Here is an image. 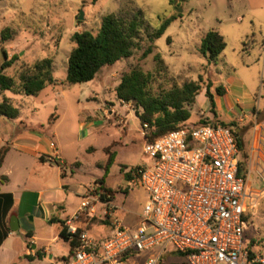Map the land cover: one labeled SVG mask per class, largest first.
Masks as SVG:
<instances>
[{"label":"rangeland","instance_id":"rangeland-1","mask_svg":"<svg viewBox=\"0 0 264 264\" xmlns=\"http://www.w3.org/2000/svg\"><path fill=\"white\" fill-rule=\"evenodd\" d=\"M0 1V46H3L0 63L6 60L4 53L8 58L19 57L6 73L17 77L21 64H33L44 58L53 60L55 83L41 91L38 96L9 91L4 95L19 109L23 115L22 120L27 124L41 126V129L43 127L42 130L50 138L55 131L58 133L68 161L78 160L83 164V172L69 177L72 190L68 200L69 215L77 212H74V205L81 202V196L75 192H83L84 196L94 190L100 195L106 194L101 190V179H94L103 175L98 164L106 163L107 153L103 149L113 142H116L112 146L117 156L116 162L110 168L108 180L113 191V201L129 216H139L145 208V190L141 187L133 188L124 179L119 181L117 178L120 165H126L131 170L141 163H151L150 158L143 154L146 139L142 135L145 130L140 120L135 116L132 105L125 102L121 104L115 94L121 76L134 67H140L154 75L152 86L155 92L175 85L182 86L191 81L201 82L202 91L191 108V117L186 124L193 125L200 120L236 123L235 130L239 129L242 133L246 149L244 153H240V160L243 169L248 167L247 149L264 121V0ZM130 8L143 12L151 31L161 27L166 20L174 18L165 33L155 41L153 53L142 58L143 52L150 45L146 33L142 31L138 40L139 46L131 57L104 66L90 82L69 84L66 75L68 59L74 47V33L91 31L96 34L105 15ZM81 11L83 20H79ZM5 28L11 30L10 37L2 41L1 31ZM210 30L217 31L226 41L225 50L213 62H209L199 51L201 40ZM157 53L165 64L160 73L156 70L158 65L154 60ZM232 79L235 80L232 82ZM208 83L211 84L214 98L217 87H230L231 93H236L235 99H242L245 92L250 94L257 101L256 107L260 111L255 109L247 112L239 104L233 105L229 102L222 110L217 111V118L214 117L205 95ZM225 102L226 99H223L222 104ZM119 103L131 116L114 114L112 118H108L107 112L104 113L103 110L114 106L119 109ZM253 105L245 104L246 107ZM91 146L96 150L89 151ZM246 177L254 202L246 216L245 246L264 258V181L257 172L250 178ZM107 195V198L110 197L109 193ZM111 218V214L105 215L103 209L99 212L97 208L94 215H85L83 220L90 229L92 225H106L105 222L109 219L113 221ZM47 229L48 227H39L37 233L45 236ZM97 232L98 229L93 227L89 233ZM52 246L59 254L67 255L70 250L69 244L62 240ZM160 252L161 248L158 247L142 256L146 259L148 255H158ZM172 259L180 260L177 256L170 258ZM44 263L49 262L46 260ZM136 263L144 262L140 260ZM16 264L26 262L18 259ZM34 264L40 263L35 261Z\"/></svg>","mask_w":264,"mask_h":264},{"label":"built area","instance_id":"built-area-1","mask_svg":"<svg viewBox=\"0 0 264 264\" xmlns=\"http://www.w3.org/2000/svg\"><path fill=\"white\" fill-rule=\"evenodd\" d=\"M240 153L234 130L212 124L182 126L146 142L143 154L151 163L129 170L130 186L149 195L143 222L133 228L114 219L111 235L102 242L82 231L69 264H136L119 259L129 251L140 258L158 247L161 252L148 255L143 264H159L167 252L184 255L188 264H264L245 246L246 216L254 198ZM101 196L96 190L84 196L66 221L68 234H76L75 223L94 215L98 205L112 215Z\"/></svg>","mask_w":264,"mask_h":264},{"label":"trees","instance_id":"trees-1","mask_svg":"<svg viewBox=\"0 0 264 264\" xmlns=\"http://www.w3.org/2000/svg\"><path fill=\"white\" fill-rule=\"evenodd\" d=\"M173 19L166 20L161 27L151 31L149 25L145 22L143 12L139 9L130 8L122 12L105 15L96 34L91 31L74 33L72 37L74 47L68 59L66 81L69 84L90 82L97 77L104 66L112 65L123 58L131 57L134 50L139 46L138 40L142 31L146 33L147 40L150 43L143 52L142 58L148 57L154 51L155 41L165 33ZM10 32L9 28L2 30L1 40L8 39ZM168 42H170L169 38ZM225 48L226 41L224 37L217 31L210 30L201 40L199 51L209 62H213ZM4 55L6 60L0 66L2 70L0 73V97H3L0 102V117L14 120L19 118L20 111L4 96L5 92L38 96L41 91L55 83L53 60L44 58L33 64H21L17 77H14L8 75L6 71L16 64L19 57L8 58L6 53ZM154 60L158 65L156 70L160 73V70L165 68L164 61L158 53L154 55ZM153 81L154 75L152 73L145 72L140 67H134L121 76L120 83L115 89V94L119 101L132 105L135 116L140 120L145 130L146 142H153L172 131L178 130L182 126H188L186 123L191 117V108L202 91L201 82L191 81L182 86L175 85L170 89L155 92L152 86ZM216 93L219 96H223L225 94L224 87H217ZM205 95L214 117L217 118L215 98L211 92L210 83L207 84ZM211 124L232 128L237 137L240 152L244 151L245 143L242 133L236 132L235 127L237 125L234 122L200 120L198 123L189 126ZM9 149V146L0 148V169ZM104 151L108 154V161L104 167V176L100 180V184L101 190L106 194H102L101 199L104 202H110L114 196L113 192L105 187V181L114 163L115 156L110 152V148H105ZM128 177H130L129 173ZM8 181V177L0 176V185ZM108 193L111 196L107 198ZM9 197L12 198L11 196ZM60 223L62 226L60 237L69 243L70 252L68 256L62 257L59 262L61 264H69L79 245L78 235L84 231V228L78 227L77 233L71 235L67 232L66 222L61 221ZM105 223L107 224L108 222ZM2 241L3 236L0 233V244ZM175 256L179 257L180 260H170L171 257ZM25 258L29 264H34L36 260L42 259V254L27 255ZM119 260L126 263H136L141 259L134 252L129 251L122 255ZM159 264L188 263L184 255L167 252L161 256Z\"/></svg>","mask_w":264,"mask_h":264},{"label":"crops","instance_id":"crops-1","mask_svg":"<svg viewBox=\"0 0 264 264\" xmlns=\"http://www.w3.org/2000/svg\"><path fill=\"white\" fill-rule=\"evenodd\" d=\"M1 54L3 55V46H0V57ZM2 64L3 61L0 63V66ZM1 72L2 70L0 69V73ZM234 80L235 79H232L231 81L233 82ZM224 90L225 94L223 96H215L217 111L222 110L229 102L233 105L239 104L244 108V111L247 112L255 109L256 111H260L256 107L257 101L255 99L253 100L250 94L245 92L241 96L242 99L238 97L235 99L234 95L236 93L232 91V94L230 87H225ZM227 97L229 98L228 100ZM2 98L1 96L0 102ZM223 99H226L224 105L222 104ZM205 100L207 101L206 98ZM119 102L122 104L121 101ZM246 103L254 105L253 107H246ZM121 104L119 109L114 106L111 109L103 110V112H107L108 118H112L114 114L122 117L131 116V113H127V110ZM102 116L104 117L103 113ZM22 118L23 115L21 113L19 118L14 120L0 117V148L3 146H9L10 148L5 157L3 166L0 169V176H6L9 179L7 183L0 185V233L3 236V241L0 244V264H16L18 259H23L27 264L25 256H35L38 253L42 254V259L36 260L39 261L40 264H45L44 261L46 260L49 262L48 264H61L59 260L62 257L68 256L69 253L67 255L56 253L52 245L61 240L64 241L60 237V232L62 230L60 222H66L75 215V213L69 215L67 211L68 200L72 193L69 177L74 176L77 172H83L84 167L78 160L73 162L68 161L66 155H64L63 141L60 140L56 131L50 138L46 136V133L42 130L43 127L41 129V126L27 124ZM260 125L261 130L258 134H254V139L247 149V151H249L247 158V160H249V165L244 169L241 161L240 165L245 176H249L250 178L254 176V172H257L264 181V121H262ZM239 131V129L236 130L238 133ZM142 135L145 137L144 132ZM51 143H54V147L51 146ZM115 143L116 142H113L112 145ZM112 145L105 148H110V152L115 156V163L117 154L113 151ZM88 150L93 152L96 149L91 146ZM244 151H246L245 148ZM107 161L108 154L106 163ZM106 163L102 162L98 164L100 169L103 170V175L97 177L94 181L103 178ZM143 165L146 164L141 163L138 166ZM118 169L119 173L117 178L119 181L124 179L130 186V177H128L130 169H128L126 165H120ZM110 173L111 169L106 177L105 187L112 191L108 183ZM116 185H119L118 181ZM129 186L127 188H129ZM133 188H140V186ZM129 191L125 193L128 194ZM75 194L81 196L82 202L85 193L75 192ZM113 199L108 202L112 207L113 218L111 219H117L126 226L133 228L141 225L144 220V210L139 216H134L133 214L129 216L126 213L124 214V210L121 211ZM148 199L149 195L147 193L145 205ZM80 204L74 205L76 208L74 212L78 210ZM97 208L99 212L103 209L100 205H98ZM12 218H15L19 223V229L17 231H12L10 229ZM83 219H85V215L80 218L79 222L75 223L76 227L84 228L83 230H86L95 241L102 242L111 235L113 230L112 220L109 219L110 222L108 221L106 225H92L89 229L87 228L88 224L84 223L85 221ZM39 227H48L47 235L40 236L37 233ZM93 227L97 228L98 232L90 234L89 232ZM140 259L141 261L146 260L143 256L140 257ZM172 260L177 261L174 259Z\"/></svg>","mask_w":264,"mask_h":264},{"label":"water","instance_id":"water-1","mask_svg":"<svg viewBox=\"0 0 264 264\" xmlns=\"http://www.w3.org/2000/svg\"><path fill=\"white\" fill-rule=\"evenodd\" d=\"M79 20H83V12L82 11L79 14ZM10 229L12 231H17L19 229V223H18V221L15 218L11 219Z\"/></svg>","mask_w":264,"mask_h":264}]
</instances>
